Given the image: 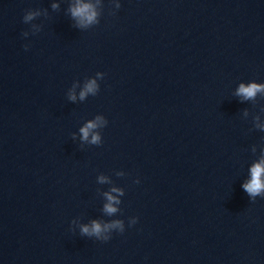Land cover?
Segmentation results:
<instances>
[{"label": "clouds", "instance_id": "obj_1", "mask_svg": "<svg viewBox=\"0 0 264 264\" xmlns=\"http://www.w3.org/2000/svg\"><path fill=\"white\" fill-rule=\"evenodd\" d=\"M56 7V5H53ZM70 12L73 18L77 19L79 26L85 27L90 25L96 21L97 13L95 11L94 6L91 3H84L83 0H76L75 4L70 8ZM34 14H28L23 17L24 22H27L33 19ZM97 90V84L95 80H90L84 87V89L80 92V98L84 99L85 96L89 93L95 94ZM259 92H264V85L257 83H250L248 85L240 84L236 94L238 96H242L244 99H254ZM71 99H75V96H71ZM99 119V118H98ZM95 122H88L84 127L80 129L82 134V139L87 141L90 130L96 127ZM99 136L92 135L91 143H98ZM245 192L255 199L257 196H264V160H261L259 163H256L251 168V178L247 182L242 185ZM113 191H117L113 189ZM108 200L110 203L105 205V211L109 214L115 213L117 211L116 208L112 206V202L115 201L119 203V201L115 200V197L108 195ZM135 223V221H134ZM121 222L115 221L112 224L105 225L103 228L100 223L93 221L91 227L84 225L81 228V232L87 235H95L100 237L102 231H105L108 228L112 227H120ZM107 239V237H105Z\"/></svg>", "mask_w": 264, "mask_h": 264}]
</instances>
